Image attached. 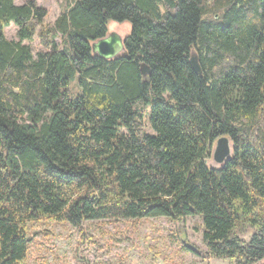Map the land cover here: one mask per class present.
I'll list each match as a JSON object with an SVG mask.
<instances>
[{"label": "trees", "instance_id": "16d2710c", "mask_svg": "<svg viewBox=\"0 0 264 264\" xmlns=\"http://www.w3.org/2000/svg\"><path fill=\"white\" fill-rule=\"evenodd\" d=\"M47 13L0 0V264H26L31 223L193 216L205 259L264 261V0H74ZM110 20L131 31L105 59L91 43ZM221 136L231 154L211 168Z\"/></svg>", "mask_w": 264, "mask_h": 264}, {"label": "rangeland", "instance_id": "374dc122", "mask_svg": "<svg viewBox=\"0 0 264 264\" xmlns=\"http://www.w3.org/2000/svg\"><path fill=\"white\" fill-rule=\"evenodd\" d=\"M27 0H15L24 4ZM46 8L45 23H51L74 0H35ZM108 32L123 39L130 34L129 22L107 23ZM16 27L5 28V37L14 39ZM35 52L40 48L37 37L31 42ZM78 81L70 83L71 95L80 91ZM146 130L152 132L148 126ZM219 168L212 156L207 164ZM201 219L188 217L174 222L164 217L138 220L84 221L76 228L62 221L29 224L30 247L26 264H231L228 260L204 258L206 246L202 241ZM252 233L249 230L248 239ZM196 249L199 252H195Z\"/></svg>", "mask_w": 264, "mask_h": 264}, {"label": "water", "instance_id": "95a60500", "mask_svg": "<svg viewBox=\"0 0 264 264\" xmlns=\"http://www.w3.org/2000/svg\"><path fill=\"white\" fill-rule=\"evenodd\" d=\"M124 39L115 32H107V34L91 43V50L93 54H96L105 59H113L119 55L125 53ZM191 67L198 73H201V68L198 63L196 55L191 56L190 60ZM140 71L142 75H147L150 70L147 66L142 63L140 65ZM231 143L228 137L221 136L216 139V142L211 151L212 159L218 163L222 164L226 162L231 154ZM259 264H264L261 261Z\"/></svg>", "mask_w": 264, "mask_h": 264}]
</instances>
